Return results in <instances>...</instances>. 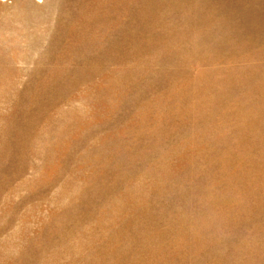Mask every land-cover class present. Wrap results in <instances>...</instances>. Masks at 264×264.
Wrapping results in <instances>:
<instances>
[{
	"label": "rangeland",
	"instance_id": "rangeland-1",
	"mask_svg": "<svg viewBox=\"0 0 264 264\" xmlns=\"http://www.w3.org/2000/svg\"><path fill=\"white\" fill-rule=\"evenodd\" d=\"M0 264H264V0H0Z\"/></svg>",
	"mask_w": 264,
	"mask_h": 264
},
{
	"label": "bare ground",
	"instance_id": "bare-ground-1",
	"mask_svg": "<svg viewBox=\"0 0 264 264\" xmlns=\"http://www.w3.org/2000/svg\"><path fill=\"white\" fill-rule=\"evenodd\" d=\"M238 16V15H237ZM135 17V16H134ZM240 18V17H239ZM247 20V19H246ZM138 21V20H137ZM191 22V21H190ZM258 24V23H257ZM261 25V24H260ZM225 41V40H224ZM247 105V104H246Z\"/></svg>",
	"mask_w": 264,
	"mask_h": 264
}]
</instances>
